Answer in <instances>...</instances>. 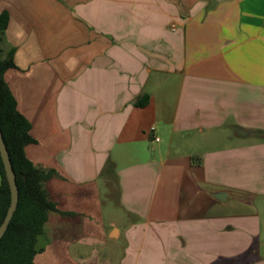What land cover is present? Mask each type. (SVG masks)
Returning <instances> with one entry per match:
<instances>
[{"label": "crops", "instance_id": "0c3cea01", "mask_svg": "<svg viewBox=\"0 0 264 264\" xmlns=\"http://www.w3.org/2000/svg\"><path fill=\"white\" fill-rule=\"evenodd\" d=\"M2 13L25 154L53 172L46 248H90L77 264H264V0H0Z\"/></svg>", "mask_w": 264, "mask_h": 264}, {"label": "trees", "instance_id": "16d2710c", "mask_svg": "<svg viewBox=\"0 0 264 264\" xmlns=\"http://www.w3.org/2000/svg\"><path fill=\"white\" fill-rule=\"evenodd\" d=\"M6 14H0V37L7 27ZM14 68L12 55L0 57V130L9 154L18 189V204L6 232L0 240V264H34L38 236L43 231L49 211L55 210L45 188L52 171H41L26 157L25 147L35 141L30 124L17 110L16 101L4 79ZM149 100L144 94L134 103L144 107ZM0 224L10 204V191L0 159Z\"/></svg>", "mask_w": 264, "mask_h": 264}, {"label": "water", "instance_id": "95a60500", "mask_svg": "<svg viewBox=\"0 0 264 264\" xmlns=\"http://www.w3.org/2000/svg\"><path fill=\"white\" fill-rule=\"evenodd\" d=\"M0 159L3 165L5 179L8 184L9 191H10V204H9V207L7 209V212L5 214V217L2 223L0 224V240H1V238L3 237L4 233L6 232L8 228V225L13 217V214L18 204V189L16 185L15 174L12 169L9 154L6 149V145L4 143L1 130H0ZM215 196L216 198L219 199V196H223V194L218 193Z\"/></svg>", "mask_w": 264, "mask_h": 264}, {"label": "rangeland", "instance_id": "374dc122", "mask_svg": "<svg viewBox=\"0 0 264 264\" xmlns=\"http://www.w3.org/2000/svg\"><path fill=\"white\" fill-rule=\"evenodd\" d=\"M0 184H1V177H0ZM38 244H42L44 251L43 253L37 254L34 260L35 264H77L80 259L87 256L85 253L90 251V248L88 250L85 248L84 245H76L72 251L71 258L73 256L74 261H70L68 257L59 255L53 248H46V240L41 238V236L38 237ZM69 260V261H68Z\"/></svg>", "mask_w": 264, "mask_h": 264}, {"label": "built area", "instance_id": "2783aa9c", "mask_svg": "<svg viewBox=\"0 0 264 264\" xmlns=\"http://www.w3.org/2000/svg\"><path fill=\"white\" fill-rule=\"evenodd\" d=\"M154 131V128L152 127L151 129H150V132H153ZM158 138L157 137H152L151 139H150V141L151 142H158Z\"/></svg>", "mask_w": 264, "mask_h": 264}]
</instances>
